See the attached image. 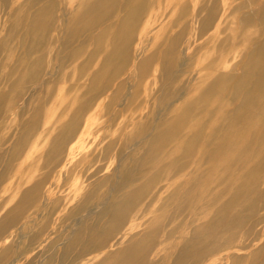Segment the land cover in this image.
Returning a JSON list of instances; mask_svg holds the SVG:
<instances>
[{"label": "rangeland", "instance_id": "1", "mask_svg": "<svg viewBox=\"0 0 264 264\" xmlns=\"http://www.w3.org/2000/svg\"><path fill=\"white\" fill-rule=\"evenodd\" d=\"M136 242L140 264H264V0H0V264Z\"/></svg>", "mask_w": 264, "mask_h": 264}, {"label": "bare ground", "instance_id": "2", "mask_svg": "<svg viewBox=\"0 0 264 264\" xmlns=\"http://www.w3.org/2000/svg\"><path fill=\"white\" fill-rule=\"evenodd\" d=\"M99 2H100V0H99ZM98 4V3H97ZM100 5V4H99ZM98 6H96L95 4L94 5H91V6H89V10H92V11H94L95 10V8H97ZM88 10V9H87ZM42 14H43V12L42 13H38L37 15H35V16H37V19H36V22L35 23H37L35 26V29H37V26L39 27L40 25H39V22H41V20H40V17H42ZM88 15H90V14H88ZM95 15V14H94ZM92 16V15H91ZM99 17H100V15H98ZM96 17V16H93L92 18H93V21H94V23H92V25L91 26H94V24L96 25V24H100L101 25V22L103 21V18H104V15L102 16V17ZM126 18V17H125ZM91 28V27H90ZM93 28V27H92ZM77 29L78 30H80L79 29V27L77 26L76 28H75V30L74 31H77ZM92 30V29H91ZM38 31V30H37ZM100 38V37H99ZM173 53V49H169V51H167V53H166V55H165V58L168 60V58L171 56V54ZM128 57V56H127ZM126 57V58H127ZM169 63V62H168ZM125 63H123V65H124ZM143 65H140L139 66V68H141ZM138 68V69H139ZM101 88H103L102 86H101ZM255 98V97H254ZM253 109V108H252ZM83 110H85V109H80L78 112H82ZM27 130V129H26ZM218 130H220V129H218ZM215 132V131H214ZM216 133V132H215ZM224 133V132H223ZM27 136L25 135V137H28V135L29 134H31L30 133V131H28L27 133ZM214 134V133H213ZM164 136H165V134H163ZM224 135H227V134H224ZM228 136V135H227ZM225 138V137H224ZM230 138V137H229ZM164 139V138H163ZM196 139V138H195ZM23 142H25V138H24V140L21 142V143H23ZM161 142H162V135L161 136H158V137H156L155 139H154V141H153V144L154 145H156V146H160V144H161ZM189 145V144H188ZM188 148V147H187ZM190 149V148H189ZM228 149V148H227ZM159 150V149H158ZM224 153V152H223ZM226 156V155H225ZM57 160V159H56ZM55 160V161H56ZM230 169V168H229ZM137 190V189H136ZM132 192V191H131ZM32 194H33V192H26L24 195H23V197H22V200L20 201V203H19V209H18V212L20 211V210H22L23 209V207L26 205V204H28V201H29V199H31V197H32ZM88 196V195H87ZM134 196L135 195H132V193H128L127 195H125L124 196V199H122L121 201H120V203H118V205H115V206H113V207H111V208H109L107 211H103L102 212V215H103V217H105L106 215H108L110 212H112V214H113V219H112V224L110 225H108V223H104V224H101L100 222H98L95 226H91V227H89V226H86L87 228H88V230H91V237L92 236H94L95 238L97 237V236H95L96 234L97 235H101V233H102V235H104V234H106V233H109V232H114V231H116V230H118L120 227H121V224H122V214H121V209H122V206H123V204H129V202L131 201V200H133L134 199ZM85 198V197H84ZM81 206V205H80ZM81 209L83 208V205L80 207ZM18 212L17 213H13L12 214V216L11 217H9L10 219H8L9 221H7V220H5V221H3V223H2V225L4 224H7L8 222H14V220H15V218H16V215L18 214ZM110 222V221H109ZM93 227V228H92ZM81 236L79 235V238H80ZM150 239V238H149ZM138 247H139V242H136V243H134V244H131V245H129L128 247H126V249L125 250H123V251H121V252H117V253H114V255H108L106 258H105V260L103 261V263L102 264H140L142 261H143V257H142V255H140V252H139V249H138Z\"/></svg>", "mask_w": 264, "mask_h": 264}]
</instances>
